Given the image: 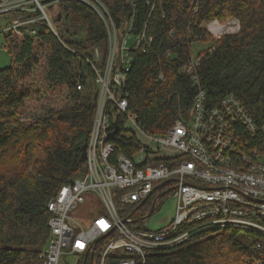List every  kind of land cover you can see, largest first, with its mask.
Returning a JSON list of instances; mask_svg holds the SVG:
<instances>
[{
	"label": "trees",
	"instance_id": "trees-1",
	"mask_svg": "<svg viewBox=\"0 0 264 264\" xmlns=\"http://www.w3.org/2000/svg\"><path fill=\"white\" fill-rule=\"evenodd\" d=\"M101 1L119 34L128 32L131 40L145 36L144 43L129 51L121 88L127 109L143 130L163 135L176 121H188L199 91L208 108L233 95L256 123L264 122V0ZM59 10L60 40L42 21L29 27L34 34L25 26L3 33L11 64L0 69V264H42L39 256L49 238L51 216L47 205L86 169L82 148L98 89L85 59L102 48L96 63L102 69L107 32L98 15L80 2L63 1ZM4 15L8 26L15 18L26 20L39 12L10 11L0 18ZM229 19L239 24V32L213 38L206 25ZM196 43L207 47L197 51L198 64L185 71ZM32 75L36 86L26 80ZM59 92L67 106L58 108L45 98ZM31 101L39 105L27 112ZM123 117L111 119V128L117 122L121 130ZM235 128L245 136L242 126ZM109 141L127 156L140 147L135 138L119 133ZM236 233L190 229L185 243L138 264H252L251 245L236 240ZM117 260L110 257L107 264Z\"/></svg>",
	"mask_w": 264,
	"mask_h": 264
},
{
	"label": "built area",
	"instance_id": "built-area-1",
	"mask_svg": "<svg viewBox=\"0 0 264 264\" xmlns=\"http://www.w3.org/2000/svg\"><path fill=\"white\" fill-rule=\"evenodd\" d=\"M38 1H3L9 11L16 2L18 9L30 3L42 14L13 21V29L45 20L51 26ZM47 1L46 6L67 0ZM72 1L102 20L107 53L101 70L96 67L97 50L86 60L98 87L85 148L86 169L47 205L51 216L49 238L39 256L42 264H107L110 257L118 258L116 264L143 263L152 253L185 243L190 229L252 234L250 263L264 264V122L256 123L233 95L208 108L204 92L199 91L188 121H176L163 135L143 130L127 109L121 88L129 71V51L144 43L145 36L131 40L128 32L119 34L100 0ZM190 61L185 71L198 64L196 59ZM121 116L119 135L133 137L140 145L131 156L117 153L109 141L111 119ZM236 125L243 127L245 136ZM168 194L176 200L169 226L152 231L142 227V218H133L135 210L157 196L151 207L155 210L157 201ZM88 203L99 206L89 208L93 217L88 215ZM77 212L87 218L74 216Z\"/></svg>",
	"mask_w": 264,
	"mask_h": 264
},
{
	"label": "rangeland",
	"instance_id": "rangeland-1",
	"mask_svg": "<svg viewBox=\"0 0 264 264\" xmlns=\"http://www.w3.org/2000/svg\"><path fill=\"white\" fill-rule=\"evenodd\" d=\"M17 3L18 2H16L15 5ZM25 6L28 7L27 4ZM24 7H22V8H24ZM46 9H47L46 13H47L48 17L50 19H52L57 14V12L59 10V6L54 5L53 7H51V9L50 8H46ZM4 16L5 17L0 18V25H1V27H0V69L7 68L11 64V54H9L2 47L5 43L3 33H5L7 31V29H8L7 23L9 21V18H7L9 16L8 15H4ZM62 20H63V15H62L61 21ZM62 23L64 24V22H62ZM206 28H207L208 32H210L211 36L215 39L219 38L220 36H222L224 34H229V33L233 34V33L239 32L238 31L239 24L234 19H229V20H226L224 22L214 21V22L207 24ZM206 47H207V44H203V43L194 44L193 48H192V60H195L197 58V51L199 49H203ZM99 50H100V54H101L102 48H99ZM34 78H36V77H34L32 75L30 77H27L26 80L27 81H33V83H35V86H36V82L33 80ZM39 86H40V84L38 85V87ZM45 98L52 99L50 103L55 104L56 107H58V108H61L64 105H66V106L68 105V100L65 101L63 92H59L56 96L46 95ZM96 98H97V96H96ZM47 101L48 100H45V102H47ZM27 105H28V107H27L26 111L31 112L32 110H35V108H37L39 104H37L35 101H31V102H28ZM26 117H28V115H26L25 118ZM159 194L160 193H157V196ZM157 196H155L150 201V205H146L145 208L142 207L138 210H135V212L133 214V218L136 220L142 218V223L144 224V226H142V227L148 228L149 230H152V231L161 230V229L169 226V224L171 223V221L175 215L176 200L171 194H168L167 196L161 197L157 201L155 210L151 209V207L154 204V200L157 198ZM91 206H95L96 207L95 210L99 209L98 205H96V204L91 205L88 203L86 208L88 209L89 217L95 216V213H92V211H90V209H89ZM74 216H76L78 218H80V217H84L85 219L87 218V214H85L83 212L74 213ZM145 223H146V225H145ZM234 232H237L236 233V240H238L239 242H242V243L248 242L250 244V241L253 240V238L251 237L252 234H249V233L246 234L243 231H234ZM251 258L252 257H250V261H251ZM72 261L73 260H70V262H72ZM233 264H237V262L234 261Z\"/></svg>",
	"mask_w": 264,
	"mask_h": 264
},
{
	"label": "bare ground",
	"instance_id": "bare-ground-1",
	"mask_svg": "<svg viewBox=\"0 0 264 264\" xmlns=\"http://www.w3.org/2000/svg\"><path fill=\"white\" fill-rule=\"evenodd\" d=\"M3 1L4 0H0V14H2V13H6V12H10L9 11V9H7V8H5L4 7V3H3ZM67 1H70V0H67ZM101 1V0H100ZM63 2V1H62ZM102 2V1H101ZM50 3V1H47V0H40V1H38V4H39V6H40V9L42 10V11H44V13H45V15H46V17H47V19H48V21H49V23H50V27H49V25H48V23L46 22V20L45 21H42V22H44V24L46 25V27H48L49 29H50V31H51V33H53L54 34V36L58 39V40H60L61 38H59V33H58V30H57V27H56V24H57V22H59L60 20H61V14H60V10H58V12H57V14L54 16V18H52V19H50L49 17H48V15H47V13H46V8H50L51 9V7H53L54 5H57V6H59L60 5V3L61 2H59V3H54V4H51V5H48V6H46V4H49ZM103 3V2H102ZM28 5V7H24V8H21V9H18V3L15 5V9L14 10H11V11H22V12H27V13H30V12H34L33 11V9L35 8V6L34 5H31L30 3L29 4H27ZM105 6V5H104ZM36 11H38L39 12V15L37 16V17H33V18H30V19H26V20H21L20 18H15V19H13V20H11V22H10V24L7 26L8 27V29H7V31L10 29V27L13 25V21H15V20H20V21H27V20H31V19H37L38 17H40L42 14H41V12L39 11V10H36ZM58 15H60V20L59 21H57V17H58ZM102 21V20H101ZM36 23V22H35ZM32 24H34V23H32ZM32 24H25L24 26L26 27V28H29ZM103 25H104V23H103ZM104 27H105V25H104ZM12 28V27H11ZM105 29H106V27H105ZM29 30H30V33L31 34H34L35 33V31L32 29V28H29ZM94 50H97V52H99V54H100V50H99V48H94L93 49V52H92V55H91V58H86L85 60H91L92 59V57H93V54H94ZM95 82V81H94ZM96 84V83H95ZM97 86V85H96ZM97 89H98V87H97Z\"/></svg>",
	"mask_w": 264,
	"mask_h": 264
},
{
	"label": "water",
	"instance_id": "water-1",
	"mask_svg": "<svg viewBox=\"0 0 264 264\" xmlns=\"http://www.w3.org/2000/svg\"><path fill=\"white\" fill-rule=\"evenodd\" d=\"M59 20H60V15H58V17H57V21H59ZM118 132H119V126H118V123L115 122L113 124V130H112V132L109 133V137L110 138H113L116 135V133H118ZM85 148H86V145H84L83 148H82L83 158L84 159H85Z\"/></svg>",
	"mask_w": 264,
	"mask_h": 264
},
{
	"label": "snow or ice",
	"instance_id": "snow-or-ice-1",
	"mask_svg": "<svg viewBox=\"0 0 264 264\" xmlns=\"http://www.w3.org/2000/svg\"><path fill=\"white\" fill-rule=\"evenodd\" d=\"M102 226H103V222H101Z\"/></svg>",
	"mask_w": 264,
	"mask_h": 264
}]
</instances>
